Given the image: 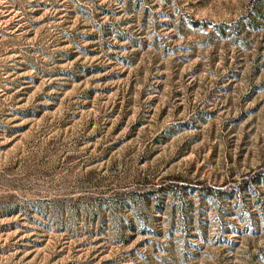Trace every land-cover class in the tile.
Listing matches in <instances>:
<instances>
[{
  "label": "rangeland",
  "instance_id": "obj_1",
  "mask_svg": "<svg viewBox=\"0 0 264 264\" xmlns=\"http://www.w3.org/2000/svg\"><path fill=\"white\" fill-rule=\"evenodd\" d=\"M0 264H264V0H0Z\"/></svg>",
  "mask_w": 264,
  "mask_h": 264
},
{
  "label": "trees",
  "instance_id": "obj_2",
  "mask_svg": "<svg viewBox=\"0 0 264 264\" xmlns=\"http://www.w3.org/2000/svg\"><path fill=\"white\" fill-rule=\"evenodd\" d=\"M206 191L209 192V193H210V192L213 193V192H215L216 190H215L214 188H212V187H207V188H206Z\"/></svg>",
  "mask_w": 264,
  "mask_h": 264
}]
</instances>
